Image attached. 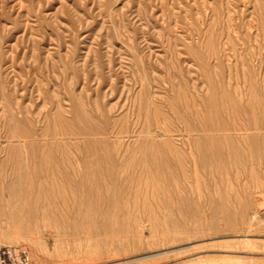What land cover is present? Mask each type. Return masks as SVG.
<instances>
[{
    "label": "rangeland",
    "instance_id": "rangeland-1",
    "mask_svg": "<svg viewBox=\"0 0 264 264\" xmlns=\"http://www.w3.org/2000/svg\"><path fill=\"white\" fill-rule=\"evenodd\" d=\"M0 102L28 264H264V0H0Z\"/></svg>",
    "mask_w": 264,
    "mask_h": 264
},
{
    "label": "bare ground",
    "instance_id": "bare-ground-1",
    "mask_svg": "<svg viewBox=\"0 0 264 264\" xmlns=\"http://www.w3.org/2000/svg\"><path fill=\"white\" fill-rule=\"evenodd\" d=\"M178 55V54H177ZM182 55H183V53H182ZM207 55V54H206ZM207 58V57H206ZM192 61V60H191ZM188 63V62H187ZM186 63V64H187ZM192 65V64H191ZM167 66V65H166ZM122 68H123V66H122ZM126 68V67H125ZM124 69V68H123ZM83 71V70H82ZM191 71V70H190ZM84 72V71H83ZM161 72V71H160ZM192 72V71H191ZM158 74H159V72H158ZM124 75H125V72H124ZM161 76V75H160ZM176 76V75H175ZM73 77V76H72ZM145 77V76H144ZM127 78V77H126ZM71 79V78H70ZM85 79V78H84ZM145 80H146V78H145ZM175 81H176V79H174ZM194 80L195 79H193V82H194ZM91 81V80H90ZM128 81V80H127ZM155 81V80H154ZM192 81V80H191ZM196 81V80H195ZM129 82V81H128ZM144 83V82H143ZM191 84V83H190ZM166 85V84H165ZM177 85V84H176ZM178 86H179V83H178ZM14 89V88H13ZM83 89V88H82ZM89 92V91H88ZM207 93V92H206ZM134 94V93H133ZM125 95V94H124ZM197 95V94H196ZM3 96V95H2ZM161 96V95H160ZM223 96V95H222ZM209 97V96H208ZM214 97V96H213ZM225 97V96H224ZM254 97V96H253ZM148 98V97H147ZM146 98V99H147ZM5 99V98H4ZM209 99V98H208ZM255 99V98H254ZM78 100V99H77ZM149 100V99H148ZM253 100V99H252ZM6 101V100H5ZM138 101V100H137ZM14 102H16V101H14ZM59 102V101H58ZM252 102V101H251ZM1 103V102H0ZM7 103V102H6ZM83 103V102H82ZM210 103V102H209ZM226 103V102H225ZM147 104H148V102H147ZM146 104V105H147ZM218 104H220V103H218ZM227 104V103H226ZM3 105H1V107H2ZM61 106V105H60ZM148 106V105H147ZM230 106V105H229ZM228 106V107H229ZM256 105H254V107H255ZM149 107V106H148ZM210 107V106H209ZM208 107V108H209ZM241 107V106H240ZM179 108V107H178ZM218 108V107H217ZM251 108V107H250ZM60 109V108H59ZM147 110H148V108H146ZM210 109V108H209ZM223 109V108H222ZM252 109V108H251ZM65 110V109H64ZM146 110V111H147ZM233 110H235V109H233ZM244 110V109H243ZM3 111V110H2ZM131 111V110H130ZM185 111V110H184ZM68 112V111H67ZM148 112V111H147ZM146 112V113H147ZM204 112H206V110L204 111ZM29 113V112H28ZM243 113H244V111H243ZM12 114V113H11ZM148 114V113H147ZM185 114V113H184ZM202 114V113H201ZM213 114V113H212ZM217 114V113H216ZM214 115V114H213ZM228 115V114H227ZM12 116V115H11ZM136 116V115H135ZM134 116V118H136ZM146 116V115H145ZM217 116V115H216ZM229 116V115H228ZM257 116H258V114H253V126H252V129H254L256 132H262L263 131V133H264V124L263 123H260L261 121H259L258 119H257ZM86 117V116H85ZM138 117V116H137ZM57 118V117H56ZM55 118V119H56ZM58 118H59V116H58ZM154 118V117H153ZM212 118H215V117H213L212 116ZM54 119V117H52V120ZM188 119H190V117L188 118ZM4 120V119H3ZM60 120H61V118H60ZM56 121H58V120H56ZM147 121H148V119H147ZM147 121H146V123H147ZM155 121V120H154ZM205 121V120H204ZM211 121V120H210ZM217 121H218V119H217ZM3 122V121H2ZM13 122V121H12ZM161 122V121H160ZM195 122H196V120H195ZM219 122V121H218ZM15 123V122H14ZM45 123V122H44ZM64 123V122H63ZM149 123V122H148ZM181 123V122H180ZM229 123V122H228ZM122 124V123H121ZM161 124H163V123H161ZM201 124H202V122H201ZM227 124V123H226ZM3 125V124H2ZM123 125V124H122ZM135 125V124H134ZM134 125H133V127H134ZM204 125V124H203ZM84 126V125H83ZM136 126V125H135ZM185 126V125H184ZM220 126V125H219ZM13 127V126H12ZM103 127V126H102ZM132 127V126H131ZM214 127V126H213ZM2 128V127H1ZM149 128V127H148ZM201 128H203V127H201ZM134 129V128H133ZM198 129H200V128H198ZM204 129V128H203ZM248 129H251L250 128V126L249 125H244L243 127H241L240 128V130H248ZM5 130V129H4ZM148 130V129H147ZM184 130V129H183ZM182 130V131H183ZM195 130V129H194ZM55 131H56V127H55ZM54 131V132H55ZM118 131H120V130H118ZM202 131V130H201ZM216 131V130H215ZM228 131V130H227ZM230 131V130H229ZM106 132V131H105ZM148 132H149V130H148ZM184 132V131H183ZM189 132H190V130H189ZM196 132V131H195ZM204 132V133H203ZM202 133L203 134H206L205 133V131H203ZM208 132V131H207ZM218 132V131H217ZM226 132V131H225ZM249 132V131H248ZM2 133H4V132H2ZM15 132L13 131V134H14ZM50 133V132H49ZM52 133V132H51ZM120 133V132H119ZM161 133V132H160ZM181 133V132H180ZM186 133V132H185ZM193 133V132H192ZM197 133V132H196ZM209 133V132H208ZM216 133V132H215ZM250 133V132H249ZM77 134V133H76ZM107 134V133H106ZM136 136H137V134H136V132L134 133ZM162 134V133H161ZM172 134H174V133H172ZM183 134V133H182ZM210 134V133H209ZM208 134V135H209ZM213 134V133H212ZM224 134V133H223ZM222 134V135H223ZM229 134V133H228ZM84 135V134H83ZM96 135V134H95ZM113 135V134H112ZM117 135V134H116ZM124 135H126V134H124ZM123 135V136H124ZM133 135V134H132ZM139 135V134H138ZM163 135H165V134H163ZM162 135V136H163ZM169 135H171V134H169ZM216 135V134H215ZM9 136V135H8ZM134 136V135H133ZM143 136V135H142ZM151 136V135H150ZM188 136V135H187ZM224 136V135H223ZM245 136H246V134H245ZM19 137V136H18ZM73 137V136H72ZM78 137H80V134L78 135ZM86 137V136H85ZM141 137V136H140ZM152 137V136H151ZM205 137H206V135H205ZM16 138V137H15ZM44 138H45V136H44ZM101 138V137H100ZM187 138V137H186ZM4 139V138H3ZM57 139V138H56ZM206 139V138H205ZM222 139V138H221ZM31 140V139H30ZM44 140H46V139H44ZM182 140V139H181ZM11 141H12V139H11ZM18 142H19V140H17ZM163 141V140H162ZM200 141V140H199ZM205 141V140H204ZM112 142V141H111ZM178 142V141H177ZM208 142V141H207ZM80 143V142H79ZM137 143H138V141H137ZM179 143V142H178ZM206 143V142H205ZM246 143V142H245ZM21 144H23V143H20V145ZM19 145V144H18ZM19 145V146H20ZM217 144H215L214 143V147L216 146ZM23 147H24V145H22ZM84 146V145H83ZM132 147V146H131ZM247 149H249V150H251V149H253L254 148V144L252 143V140H250V141H248V143H247ZM20 149H21V147H19ZM24 149V148H23ZM108 149V148H107ZM218 149V148H217ZM82 150V149H81ZM219 150V149H218ZM83 151V150H82ZM146 151V150H145ZM189 151V150H188ZM228 151V150H227ZM247 151V150H246ZM20 152H21V150H20ZM63 152H64V150H63ZM118 152V151H117ZM126 152V151H125ZM258 152H259V150H258ZM22 153V152H21ZM20 153V154H21ZM110 153H112V152H110ZM215 153V152H214ZM24 154V153H23ZM68 154V153H67ZM237 154H239V153H237ZM263 154H264V152H263ZM141 155V154H140ZM186 155V154H185ZM125 156H126V154H125ZM247 158H249V160H251V161H255V156H254V154H253V151H249L248 152V154H247ZM262 156H264V155H262ZM26 157V156H25ZM110 157H111V155H110ZM209 157V156H208ZM246 157V156H245ZM22 158V157H21ZM129 158V157H128ZM131 158V157H130ZM134 157H132V159H133ZM145 158V157H144ZM176 158V157H175ZM261 157H257V159H260ZM243 159V158H242ZM110 160V159H109ZM119 160V159H118ZM135 160V159H134ZM146 160V159H145ZM220 160V159H219ZM193 161V160H192ZM203 161V160H202ZM27 161H25V163H26ZM110 162H111V160H110ZM34 163V162H33ZM124 163V162H123ZM133 163V162H132ZM182 163V162H181ZM147 163L145 162V165H146ZM178 164V163H177ZM184 164V163H183ZM76 165L77 166H81L80 165V163H76ZM143 165V164H142ZM203 165H204V163H203ZM25 166H26V164H25ZM30 166H32L31 164H30ZM29 166V167H30ZM138 166V165H137ZM184 166V165H183ZM186 166V165H185ZM21 167V166H20ZM111 167V166H110ZM137 168V167H136ZM24 169V168H23ZM26 169H28V168H26ZM112 169V168H111ZM188 169H190V168H188ZM80 170V169H79ZM122 170H124V168H122ZM28 171V170H27ZM82 171V170H81ZM112 171V170H111ZM144 171H146V170H144ZM149 171H151V169L149 170ZM194 171V170H193ZM122 172V171H121ZM121 172H120V174H121ZM137 172V171H136ZM117 173V172H116ZM189 173V172H188ZM59 174V173H58ZM112 174V173H111ZM123 174H124V172H123ZM139 173H137V175H138ZM70 175H72V176H80L81 175V172L80 171H77V169H73V170H71V167L69 166V165H65L64 167H63V169H62V173H61V176L60 177H62L63 179H65V180H68V178L70 177ZM145 175H147V174H145ZM151 175H152V173H151ZM28 176V175H27ZM99 176V175H98ZM116 176H117V174H116ZM136 176V175H135ZM134 176V177H135ZM153 176H155V175H153ZM25 177H26V175H25ZM137 177H139V176H137ZM134 179V178H133ZM144 179V178H143ZM152 179H154V178H152ZM174 180V179H173ZM58 181H59V179H58ZM134 181H136V180H134ZM34 182V181H33ZM150 182H151V180H150ZM156 183H157V180L155 181ZM194 182H196L195 180H194ZM20 183V185H21V182H19ZM57 183V182H56ZM111 183H113V182H111ZM133 183V182H132ZM60 184V183H59ZM148 184H149V181H148ZM16 185H18V184H16ZM145 185V184H144ZM35 186V185H34ZM125 187V186H124ZM142 187V186H141ZM162 187H163V185H162ZM114 188V187H113ZM152 188V187H151ZM2 189H4V188H2ZM115 189V188H114ZM134 189V188H133ZM140 189V188H139ZM165 189V188H164ZM116 190V189H115ZM180 190V189H179ZM56 191H57V188H56ZM127 191V190H126ZM156 191V190H155ZM16 192V191H15ZM18 192V191H17ZM54 192V191H53ZM166 192V194H167V191H165ZM114 193V192H113ZM138 193V192H137ZM149 193V192H148ZM17 194H19V193H17ZM139 194V193H138ZM151 194V193H150ZM132 195V194H131ZM137 196H139V195H137ZM157 196V195H156ZM168 196V195H167ZM114 197V196H113ZM138 198V197H137ZM113 200V199H112ZM1 201V200H0ZM5 201V200H4ZM167 201V200H166ZM24 203H25V201H24ZM130 204V203H129ZM165 204V203H164ZM25 205V204H24ZM130 206V205H129ZM128 206V207H129ZM154 208V207H153ZM29 210H30V208H28ZM214 209V208H213ZM114 210V209H113ZM138 210V209H137ZM108 213V212H107ZM2 227V226H1ZM0 227V228H1ZM27 229V228H26ZM9 230H11V229H9ZM16 236H18V235H16ZM20 237V236H19ZM18 237V238H19ZM10 240V239H9ZM19 240V239H18ZM30 240V239H29ZM194 263L195 264H206L204 261H203V259H201V258H199V259H195V261H194ZM28 264V263H27ZM214 264H225L224 262H219V261H214Z\"/></svg>",
    "mask_w": 264,
    "mask_h": 264
},
{
    "label": "built area",
    "instance_id": "built-area-1",
    "mask_svg": "<svg viewBox=\"0 0 264 264\" xmlns=\"http://www.w3.org/2000/svg\"><path fill=\"white\" fill-rule=\"evenodd\" d=\"M29 256L25 249L0 243V264H27Z\"/></svg>",
    "mask_w": 264,
    "mask_h": 264
}]
</instances>
